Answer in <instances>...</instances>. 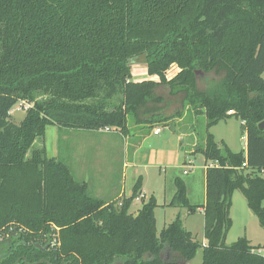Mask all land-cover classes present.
Listing matches in <instances>:
<instances>
[{"label": "trees", "instance_id": "1", "mask_svg": "<svg viewBox=\"0 0 264 264\" xmlns=\"http://www.w3.org/2000/svg\"><path fill=\"white\" fill-rule=\"evenodd\" d=\"M138 62L158 79L133 80ZM171 64L178 71L167 78ZM21 100L30 106L17 124L10 109ZM187 111L205 119L194 153L218 164L205 167V243L179 214L157 234L153 196L129 211L141 177L119 204L107 202L63 158L32 147L48 125L127 135ZM231 116L242 121L245 151L208 130ZM262 119L264 0H0V232L17 243L0 264H187L199 248L201 264H264V242H225L235 190L264 228ZM174 187L167 205L194 212L181 177Z\"/></svg>", "mask_w": 264, "mask_h": 264}, {"label": "rangeland", "instance_id": "2", "mask_svg": "<svg viewBox=\"0 0 264 264\" xmlns=\"http://www.w3.org/2000/svg\"><path fill=\"white\" fill-rule=\"evenodd\" d=\"M177 71V65L171 64L166 70V77L172 78L177 73ZM131 75L132 78L138 79H143L150 76L147 74L144 64L139 62L134 63L131 66ZM209 76L211 77V75ZM153 79L158 78L154 76ZM206 84L207 81L199 79V87L202 88L206 86ZM156 91L162 95L166 92V90L162 88H159ZM28 106H30V104L26 101H18L10 109L11 120L18 124L23 119L25 109ZM176 107L177 105L171 104L170 107L165 110V113L171 114L173 110L176 109ZM130 119L132 120V123L135 124L134 119L129 118L128 120ZM241 122L242 121L239 118L231 116L226 119L219 120L210 126L208 130L214 135V138L219 145L220 142L223 141L227 144V146H229L230 149H232V151H245L246 138L241 128ZM56 127L57 126L55 125H48L45 129L43 138L35 140L32 147L40 146L42 144L45 145L48 156H52L51 153L53 150L57 149L59 153L57 157L63 158L65 160L72 175L75 178L87 182L88 191L90 193L94 195L98 194L104 198L107 194L111 193L112 190L114 191L116 188L118 190L119 185L121 184L120 174L122 176V161L121 155H118V151H122L121 140L122 142L126 141L124 138H122V136L119 135L121 133L102 130L91 134L87 130L80 132L77 131L80 129L71 128L65 130L64 132V129H56ZM163 127L168 128L166 130H162L164 135L165 133H169V131L178 132L182 138V141L184 142V147L189 144V146L186 147L187 149L184 148L185 151H190L195 147V145H203L204 143L206 128L205 119L202 115H194L191 112L189 114L187 111V113L181 117H174ZM135 128L138 127L136 126ZM144 128L147 127H142V129ZM115 138L117 139V146H113L111 143V140ZM174 138L175 136L170 133L169 138L165 141L166 145H164L163 149L162 147L159 149L142 148L136 158L138 161H146L149 159L150 161L159 160L162 162V166H166V172L164 171L165 167H162L161 172H159L160 168L153 165V168L148 169L149 177L146 178L145 173L140 171L143 170L142 167H135V165L128 166L126 168L123 167L125 171V181L123 179L122 186L123 189L125 188L124 190L126 191V194H131L132 186L136 179L140 177V175H144V180L142 179L139 193V195L142 194L144 198L140 197L139 200H133L129 206L130 212H134L135 210L139 209L141 207L142 200H147L150 196H153L156 202L159 203H162L163 200H168L170 198L169 193L173 188V176L175 174L180 175L184 180L191 178L195 180V178H199V174H201L205 165V158L200 152H195L194 154H190L186 157V159L189 160L186 163V167L181 168V165L179 166L180 168L174 167V169L172 167L174 162L173 160L176 157V141ZM80 146H84L85 148L87 147L86 151H88V161L85 164L88 165L86 166L80 165V162L78 161V149ZM95 151H99L100 155H98V153ZM93 155L95 156L93 157ZM92 157L94 159L96 158L97 161L92 162L89 165ZM167 163H169L170 166H167ZM182 169H185L187 174H184ZM194 195L197 196L198 193L195 192L193 187V190L190 193L192 201H194ZM122 197H120L119 200L117 199L118 201L115 200L114 202H121ZM262 204L264 205V200ZM154 211L157 234H159L160 230L169 222H171L179 212L184 228L191 230L194 240L202 242L203 214L197 209L195 210L196 212L194 211L189 214L187 213V209L184 207L156 206ZM229 214L232 224L225 239L226 243H231L238 237L246 234L247 236L251 237V240L254 244L259 242L261 239V234H264V228L259 225L256 216L247 207L245 198L239 190H235L233 193ZM187 264H201V248L197 250L195 256L190 261H188Z\"/></svg>", "mask_w": 264, "mask_h": 264}, {"label": "crops", "instance_id": "3", "mask_svg": "<svg viewBox=\"0 0 264 264\" xmlns=\"http://www.w3.org/2000/svg\"><path fill=\"white\" fill-rule=\"evenodd\" d=\"M177 70H178V68H177ZM153 78H154V76H149V77L143 78V79H153ZM132 79L135 80V81L142 80V79H138V78H132ZM158 126H161V125H155V126H152L151 128H144V129H142V127L133 128V130L130 131L127 135L119 134L120 136H122V138H124L126 140V141L122 142V140L120 139L121 143H122V151H118V155L119 156L121 155V161H122V171H121L122 176L120 174L121 184L119 185V189L118 190H117V188L114 191L112 190V192L107 194L104 198L99 196L98 194H95L96 197L104 199L107 202H111V201H115L117 199L119 200V198L122 197V196H128L129 195V194L125 193L126 192L124 190L125 188L123 189V186H122V181H123L124 176H125V171H124L123 167L126 168V167L132 166V165H135V167H142L143 170H140V171L145 173L146 178L149 177V172H148L149 170L148 169L149 168H153V165H155V167H159L160 168L159 172H161L162 167H165L164 171L166 172L167 171L166 170V166H162V164H161L162 162L159 161V160L150 161V159H149V160H146V161H143V160H139L138 161L136 158H137V155L139 154L140 150H142V148H150V149L158 148L159 149V148L162 147V149H163L164 145H166L165 141L169 138V134L170 133L175 136L174 139L176 141V147H175L176 157L173 160L174 162L172 164V167L173 168L174 167L180 168L179 167L180 165H181V168L186 167V163H187V161H189V160L186 159V157L188 155H190V154H194V148L195 147L192 148V150H190V151L189 150L185 151V149H187L186 147H188L189 144L186 145V147H184V142L182 141V138L178 134V132H170L169 131V133H165V135H164V133H162V130H164V129L166 130L168 128L167 127H163V126H161V127H158ZM157 127L160 128V131L157 132V133H154V130ZM56 129H59V128L56 127ZM61 129H64V132H65V130H67L68 128H61ZM137 129H139V130H137ZM77 131L84 132L86 130L80 129V130H77ZM87 131L90 132L91 134H93L95 132L102 131V130H87ZM143 131H146V132H143ZM109 132H113V131H109ZM162 134H163V136H162ZM116 140H117L116 138L111 140V143L113 144V146H117V141ZM245 144H246V139H245ZM86 148L84 146H80L79 149H78V151H79V154H78V159L79 160L78 161L80 162V165H82V166L88 165V164H85L88 161V155H87L88 151H86ZM233 151H235V150H233ZM95 152L98 153V155H100L99 151H95ZM46 153H47V151H46ZM51 154H52L51 157H57L59 155L57 149H54ZM94 156L95 155H93V157ZM96 156H97V154H96ZM93 157L90 160L89 165L92 162H96L97 161V159L96 158L94 159ZM208 163L209 162L205 161V165H204V167L202 169L201 174H199V178L198 179L195 178V180H193V178H191V179H188V180L187 179L184 180L180 175L175 174L173 176L174 177L173 178V186H172L173 188H172V190L169 193L170 198L168 200H163L162 203L157 202V206L170 207L167 204L172 199V196H173L174 191H175L174 179H175V177L179 176L185 182L186 189H187V197H188L189 202L191 204L199 205L197 210L203 214V204L205 202V167L207 166ZM166 165L170 166L169 163H167ZM182 172L184 174H187L185 169H182ZM141 176L142 175H140V177ZM141 178L144 180V175ZM124 181H125V179H124ZM193 187H194L195 192L198 193L197 196L196 195L193 196V197H195L194 201L191 200V196H190V193L193 190ZM99 193L101 194L100 191H99ZM232 196H233V194H232ZM140 197L144 198V196L142 194L139 195V198ZM134 200H137V199H134ZM196 201H198V202H196ZM187 213H189V212L187 211ZM177 214H180V213L178 212ZM187 230L191 232V230H189V229H187ZM245 236L247 237V239L249 240L251 245H260V244H262L264 242V234H261V239L256 244L253 243V241L251 240V237L247 236V234ZM202 243H205L204 237L202 239Z\"/></svg>", "mask_w": 264, "mask_h": 264}, {"label": "flooded vegetation", "instance_id": "4", "mask_svg": "<svg viewBox=\"0 0 264 264\" xmlns=\"http://www.w3.org/2000/svg\"><path fill=\"white\" fill-rule=\"evenodd\" d=\"M14 239H16V237L10 238V236L8 234L0 233V259L2 257H4L6 254H8L13 249V247H15L17 245V243H16V241H14ZM51 246H52L51 243H47L42 247V249L44 251H47L48 253L52 254L53 249ZM42 260H45V263L49 264V262L44 258H39L38 261L27 262V264H38V263L42 262ZM15 263H17V262H15Z\"/></svg>", "mask_w": 264, "mask_h": 264}, {"label": "built area", "instance_id": "5", "mask_svg": "<svg viewBox=\"0 0 264 264\" xmlns=\"http://www.w3.org/2000/svg\"><path fill=\"white\" fill-rule=\"evenodd\" d=\"M227 113H228V114L232 113V110H228ZM100 130H103V131H111L108 127H105V128H103V129H100ZM159 131H160V128L157 127V128H155L154 133H157V132H159ZM207 165H209V166H213V165L217 166L218 164H217V163L209 162ZM244 165H246L245 162L242 163V167H243ZM262 171H263V170H262ZM184 172H185V171H184ZM135 199L139 200V196H137Z\"/></svg>", "mask_w": 264, "mask_h": 264}, {"label": "water", "instance_id": "6", "mask_svg": "<svg viewBox=\"0 0 264 264\" xmlns=\"http://www.w3.org/2000/svg\"><path fill=\"white\" fill-rule=\"evenodd\" d=\"M258 128L261 130H264V119H262L261 121L258 122L257 124ZM149 254H144L143 255V259H145L146 257H148ZM160 257H162V253H160ZM113 264H118V263H113Z\"/></svg>", "mask_w": 264, "mask_h": 264}]
</instances>
